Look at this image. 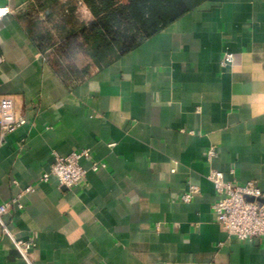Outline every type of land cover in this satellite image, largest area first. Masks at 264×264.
<instances>
[{
	"label": "crops",
	"instance_id": "crops-1",
	"mask_svg": "<svg viewBox=\"0 0 264 264\" xmlns=\"http://www.w3.org/2000/svg\"><path fill=\"white\" fill-rule=\"evenodd\" d=\"M1 8L0 98L27 122L0 146V204L32 187L2 219L34 239V264H264V240L218 225L207 178L216 169L264 192V0H205L87 67L63 52L94 19L83 0ZM82 149L77 187L40 180L53 153ZM0 264H27L1 227Z\"/></svg>",
	"mask_w": 264,
	"mask_h": 264
},
{
	"label": "built area",
	"instance_id": "built-area-1",
	"mask_svg": "<svg viewBox=\"0 0 264 264\" xmlns=\"http://www.w3.org/2000/svg\"><path fill=\"white\" fill-rule=\"evenodd\" d=\"M9 12L8 8H1L0 18ZM232 61V55L225 54L220 64L225 67ZM26 122L23 116L16 115L11 97L3 96L0 98V146L3 145L7 135L25 125ZM216 155V149L214 147L209 148L206 153L207 161L211 163ZM90 158L91 152L89 149L71 152L64 156L53 153V162L50 169L42 175L40 180L47 182L51 177H55L60 187L72 190L84 180L86 175V170L82 167L81 161ZM100 167L101 165L96 162L91 163V169L94 171ZM207 178L212 183L216 194L212 209L218 225L229 236L240 241L264 240V192L260 190L257 184L253 181L242 184L235 180L227 182L222 172L216 169H210ZM31 190L32 187H27L22 193ZM197 191L195 186L190 185L188 190L181 195L180 200L183 203L190 202ZM22 193L0 204V227L3 235L11 240L19 256L27 264H34L31 256L35 248L34 239L32 237L27 240L16 239L2 219L3 215L11 208L19 211L24 208L20 202Z\"/></svg>",
	"mask_w": 264,
	"mask_h": 264
},
{
	"label": "trees",
	"instance_id": "trees-1",
	"mask_svg": "<svg viewBox=\"0 0 264 264\" xmlns=\"http://www.w3.org/2000/svg\"><path fill=\"white\" fill-rule=\"evenodd\" d=\"M94 21L79 28L93 34L108 52L123 54L205 0H83ZM122 18V20L120 19ZM124 19V20H123ZM126 20V21H125ZM125 21V23H123ZM80 32V33H79ZM137 35V41L134 36ZM125 40V45H116Z\"/></svg>",
	"mask_w": 264,
	"mask_h": 264
},
{
	"label": "rangeland",
	"instance_id": "rangeland-1",
	"mask_svg": "<svg viewBox=\"0 0 264 264\" xmlns=\"http://www.w3.org/2000/svg\"><path fill=\"white\" fill-rule=\"evenodd\" d=\"M122 3L125 4L127 3V1L122 0ZM88 18L90 20H87ZM84 19L87 24L94 21L92 16H86ZM120 19L122 20V18ZM125 21L123 23H125ZM134 39L137 41L138 36L135 35ZM124 42L125 40L116 45H125L126 42ZM67 43L68 45L65 49H63V52L67 56H70L73 61L77 62L78 60L77 64H79V62H82L87 67L91 66V59L93 57L100 62L107 58L109 48L106 49V47H103L99 39L94 38V35L92 33L89 34L85 32V36L80 33L77 38L70 36Z\"/></svg>",
	"mask_w": 264,
	"mask_h": 264
}]
</instances>
